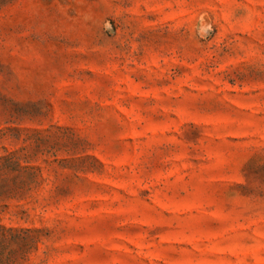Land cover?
<instances>
[{"label": "rangeland", "instance_id": "obj_1", "mask_svg": "<svg viewBox=\"0 0 264 264\" xmlns=\"http://www.w3.org/2000/svg\"><path fill=\"white\" fill-rule=\"evenodd\" d=\"M0 264H264V0H0Z\"/></svg>", "mask_w": 264, "mask_h": 264}]
</instances>
